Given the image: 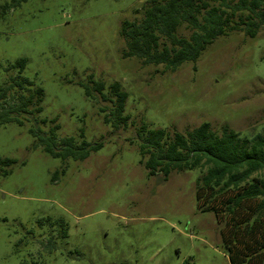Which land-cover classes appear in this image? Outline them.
I'll return each mask as SVG.
<instances>
[{
	"label": "rangeland",
	"instance_id": "1",
	"mask_svg": "<svg viewBox=\"0 0 264 264\" xmlns=\"http://www.w3.org/2000/svg\"><path fill=\"white\" fill-rule=\"evenodd\" d=\"M152 1L27 0L5 11L10 0H0V88L24 59L20 75L44 91L35 120L0 128V264L30 255L45 264H230L215 215L197 209L200 171L149 175L137 131L184 133L206 121L217 132L264 134V25L254 38L218 37L196 63L165 71L123 57L124 22H140ZM192 31L183 24L178 35ZM114 82L129 94L126 126L105 122ZM36 123L58 125V142L102 147L84 160L52 157L34 147Z\"/></svg>",
	"mask_w": 264,
	"mask_h": 264
},
{
	"label": "trees",
	"instance_id": "2",
	"mask_svg": "<svg viewBox=\"0 0 264 264\" xmlns=\"http://www.w3.org/2000/svg\"><path fill=\"white\" fill-rule=\"evenodd\" d=\"M25 1L10 0L4 10ZM183 24L193 29L188 38L178 35ZM263 25L264 0H153L140 22H124L123 57H135L143 66L163 65L165 71L175 72L187 62L196 63L218 37L245 33L254 38ZM25 66L24 59L11 66L19 75L0 88V128L11 123L23 125L42 111L44 91L41 87L33 89L34 83L20 75ZM105 89V83L94 82V91L104 96ZM109 90L115 100L105 122L111 115L115 123L126 126L129 94L119 82L111 84ZM87 95H92L88 87ZM100 111L105 113V109ZM37 125L30 129L37 139L34 147L42 145L52 157L84 160L102 147L101 143L77 145L72 137L58 142V125L49 132ZM137 135L141 164L149 175L160 172L167 179L173 171H200L195 185L197 209L215 215L229 263L264 264V134L248 137L226 126L217 132L205 121L184 133L143 126ZM21 264L45 263L39 256L30 255Z\"/></svg>",
	"mask_w": 264,
	"mask_h": 264
}]
</instances>
